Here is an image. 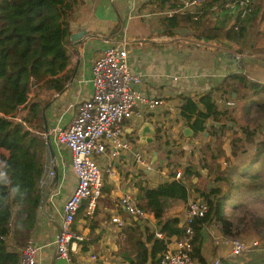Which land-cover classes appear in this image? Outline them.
I'll use <instances>...</instances> for the list:
<instances>
[{
	"label": "crops",
	"instance_id": "0c3cea01",
	"mask_svg": "<svg viewBox=\"0 0 264 264\" xmlns=\"http://www.w3.org/2000/svg\"><path fill=\"white\" fill-rule=\"evenodd\" d=\"M184 3L187 2L182 1V5L177 6V9L163 10L154 8L149 0H85L76 5L68 24L69 34L64 41L70 55L65 70L71 73L65 89L60 94L51 91L41 92L32 100L30 93L27 98V101H38L39 104V120L31 123L29 130L44 140L43 167L38 184L40 200L35 223L28 237V240L38 248L36 264H75L80 258H85L89 264H127L124 259L127 245H134L138 240L143 241V231L159 232V220L154 218L148 208L143 205L140 207L136 201L137 186L153 188L159 183L173 180L172 173L175 168L160 166V160L166 162L172 160L178 164L177 168L181 171L186 166H193L199 177L200 173L206 177L210 159L201 160L199 144H204L206 149L213 151L217 148L215 139L224 133L229 142L226 131L229 130L230 123L227 124L226 131L222 133L218 131L213 136L207 135L206 132L207 127L213 123L210 120L206 123V130L184 137L181 131L186 124L177 113L181 97L197 99L208 93L216 109H231L235 105L229 108L223 101L230 100L234 103L232 100L234 93H230V98H223L225 95L222 91L226 89L227 84V81L226 84L222 82L225 76L240 72L247 81L264 84V62L259 61L257 64L252 60V56L260 49H264V35L251 33L254 18L249 15L251 17L239 20L229 13L228 9L222 10L218 5H213L206 7V12L200 15L201 22L221 32L231 31L230 38L222 36L210 40L199 38L198 30L193 29L188 23L180 24L168 35L161 23V19L166 17L163 15L164 12L170 10L194 16L191 13L193 8L185 6ZM223 14L228 17L221 18ZM258 17L261 20L260 24L264 26V18L259 14ZM235 23L239 27V32L232 29ZM184 25L190 27L191 32L188 34L178 32ZM81 30L84 35L79 43L73 45L68 39L69 35ZM112 38L125 44L129 69L139 78L134 90L144 96L162 100V105L155 110L143 112L140 118H134L124 124L125 135L132 142H136L144 154L142 165L134 162L132 151L125 152L115 159L107 157L98 159L100 166L108 170L102 173L101 195L91 217L85 216L84 207L79 208L80 211L75 215L72 230L81 234L84 241L80 250L71 254L75 262L67 263L57 257L53 239L61 219L62 205L74 189L75 176L70 166V154L64 146L56 144L54 130L66 127L75 114L77 104L90 97L91 62L102 53L107 44L106 40ZM242 45H245L244 49ZM232 48H242L244 51L235 53ZM220 83L223 84L222 87L214 89ZM143 123L151 124L153 129L152 141L149 144L139 143L137 131ZM213 125L219 124L214 122ZM194 136H201L199 144ZM225 155L228 156V150ZM189 157L191 162L187 161ZM224 160L221 165L216 166V171L218 167L219 170H224V166L222 167L226 164ZM49 171H53L51 178L48 176ZM199 177L190 176L185 180L182 176L178 179L187 187L186 200L191 196H198L195 189ZM193 178H196L195 182H192ZM125 193H129L136 206L145 212L143 219L130 218L118 205L119 198ZM176 202L180 201L168 202L160 220L176 217L179 220L177 226L181 227L184 209L176 210V213L180 210V215L171 213L172 208H177ZM180 203L185 205L186 201ZM113 215L124 222L123 227L117 229L111 224L110 217ZM3 216H6L10 226L12 223L10 210L4 211ZM207 229L209 230L210 226ZM215 230L218 233V230ZM205 241L202 234L201 248ZM5 242L12 244L9 237L5 238ZM214 257L224 258L226 254Z\"/></svg>",
	"mask_w": 264,
	"mask_h": 264
},
{
	"label": "trees",
	"instance_id": "16d2710c",
	"mask_svg": "<svg viewBox=\"0 0 264 264\" xmlns=\"http://www.w3.org/2000/svg\"><path fill=\"white\" fill-rule=\"evenodd\" d=\"M232 1L207 0L201 9L218 5L225 10ZM250 1L252 18L258 14L264 18V0ZM80 3V0H0V264H18L20 249L33 229L40 200L38 184L43 167L44 140L29 130L31 123L39 120V104L36 100L27 101V98L32 92L34 99L42 91L60 94L65 89L71 73L65 70L70 55L64 41L69 34L68 24L74 9ZM149 3L158 10L177 9L182 5L181 0H149ZM193 17L190 13L175 12L161 19L163 30L169 35L180 24L188 23L198 30L199 38H230L231 31L221 32L201 22L200 15L196 19ZM222 82L226 84L223 98L227 99L234 93V108L216 109L208 93L197 99L183 96L178 106V113L192 135L206 130L208 120L219 124L215 126L212 123L207 127V135L213 136L218 131H226L230 123L226 131L229 139L226 167L218 174L215 171L213 181L223 183L227 189L233 183L230 174L235 172V177L240 176L235 178L237 192H229L230 196L220 187L199 190L194 186L207 204L204 217L192 225L190 257L196 264H213L215 260L213 256L208 263L201 252L204 225L214 222L222 235L231 236V218L225 214L224 207L230 198L241 196L239 185L244 180L254 182L249 195L264 197V186L255 184V176L243 172L252 164L264 169V142L255 143L246 164L243 160L246 149L242 147V144L251 142L257 132H264V122L255 123L257 116H264V84L247 81L240 72L229 73ZM17 111L22 113L20 122L15 120ZM250 123L254 124L252 128ZM182 176L188 180L190 176L198 178L199 173L193 166H186L182 169ZM243 189L249 191L248 188ZM187 196V187L181 180L165 181L153 188L138 185L135 194L138 205L148 208L159 220V232L165 237L182 235V227L177 226L178 218L160 219L169 201L185 202ZM81 207L85 204L82 203ZM6 210H10L12 215L10 226L3 216ZM73 226L74 222L71 228ZM142 234L143 241L127 245L124 256L127 264H155L157 254L163 249L162 240L154 238L153 233L143 231ZM7 237L11 238L12 244L5 242ZM216 260L217 264H264V240L259 247L240 257Z\"/></svg>",
	"mask_w": 264,
	"mask_h": 264
},
{
	"label": "built area",
	"instance_id": "2783aa9c",
	"mask_svg": "<svg viewBox=\"0 0 264 264\" xmlns=\"http://www.w3.org/2000/svg\"><path fill=\"white\" fill-rule=\"evenodd\" d=\"M206 1L188 0L184 5L193 8L191 13L194 14L193 19H196L197 15L206 12V7L201 9ZM228 11L239 20H244L252 13L251 1L233 0ZM173 13L174 11L167 10L163 15L171 16ZM232 29L239 32L236 23ZM106 43L102 53L91 62L89 68L92 86L90 97L77 104L75 114L66 127L54 130L56 144L64 146L70 154V166L75 176L74 189L62 205L61 219L53 239L57 257L67 263L71 262L70 255L80 250L84 241L83 236L71 228L78 208L84 203V214L91 217L96 201L101 195L102 173L108 170L100 166L98 159H115L125 152L132 151L134 162L142 165L144 154L136 142H132L125 135L124 124L134 118H140L143 112L155 110L162 105V100L144 96L134 90L139 78L129 69L125 44L117 42L114 38L106 40ZM223 101L228 107L232 105L230 100ZM15 118L20 120L19 117ZM159 165L172 168L166 160H160ZM48 176L53 177V171H49ZM172 176L173 180L180 179L181 169L175 168ZM118 205L134 220H141L145 216V212L136 206L129 193L119 198ZM206 212V201L199 195L191 196L185 203L182 235L165 237L160 232H153L154 238L162 240L164 244L155 258V264H192V225L203 218ZM110 222L117 229L124 224L116 215L110 217ZM255 245L256 241L246 246L239 239L230 240L226 245V257H240ZM37 252L38 248L27 240L20 249L18 264H36ZM213 264H217L216 259Z\"/></svg>",
	"mask_w": 264,
	"mask_h": 264
},
{
	"label": "rangeland",
	"instance_id": "374dc122",
	"mask_svg": "<svg viewBox=\"0 0 264 264\" xmlns=\"http://www.w3.org/2000/svg\"><path fill=\"white\" fill-rule=\"evenodd\" d=\"M224 17L227 18L228 16H226V14H223L221 18H224ZM260 23H261V20L259 19L257 15L253 21L252 32H251L252 34L253 32H255L256 35L257 34L262 35V36L264 35V26L261 25ZM178 32H181L182 34H188L189 32H191V29L190 27L184 25L178 29ZM242 47L244 49L245 45H242ZM243 49L242 48H239V49L232 48V51L235 53H238V52L240 53L244 51ZM263 55H264V49H260L259 52L255 54V56H252V60L257 64L259 61L264 62ZM260 65H263V64H260ZM43 92L44 91H42V93ZM31 94H32V97H31L32 99L34 92H32ZM233 104H235V102L234 103L232 102V105ZM17 113H18L16 115L17 117L21 116L22 114L20 112H17ZM263 122H264V116L263 115L257 116L255 123L262 124ZM250 125H251L250 126L251 128L252 126H254L253 123H250ZM263 134L264 132L263 133L257 132V134L255 135L254 139L251 142H247L248 144H242V147H245L246 149V152L243 155L244 164L248 162L252 149L253 147H255V143L256 145H259L260 142H264ZM193 138L199 144V140L201 139V136H198V137L194 136ZM214 143H216L215 146L217 148H215L213 151H211L210 149H206L204 144H201V145L199 144L200 147L198 148L199 150L198 152L201 153L202 155L201 160L205 161L207 159H210L209 160L210 165L208 167V170H209L208 176L205 177L200 173L199 181L197 184V189L203 190V189H209L213 187H220L223 192L225 189L223 183L215 182L212 179H213V173H215L217 169L216 166L221 165L223 163V160L228 157V156L226 157L225 155L229 147V144L227 142V135L225 133L220 134V136L215 139ZM193 144L195 143L193 142ZM176 149H177V146H176ZM188 160L191 162L190 157L187 159V161ZM224 161L226 163V160ZM170 164L173 166V168L178 167V164L174 163L172 160H170ZM223 166L225 169L226 165L223 164L222 167ZM218 171L216 172L217 174L220 173L222 170H219V167H218ZM243 172H246V174L255 176V179H256L255 184L259 183L262 186H264V169L263 168L255 164H252L248 166V168H244ZM235 175H236L235 172L233 174H230L231 178L233 179V183L229 188L227 187V189H225L226 192L229 194V196H230V193L237 192L235 178H240V176L235 177ZM102 178H103V175H102ZM253 183H254L253 180L252 181L244 180L243 183L239 185V189H240L239 193L241 194V196H239L238 199L230 198L225 203L226 205L224 207V212L226 215H228L231 218V223H232L231 232L229 234L231 236L226 237L222 235L221 231L217 228V226L213 222L206 224L205 227L203 228L204 232H202V234L205 237L206 241L204 243L203 248H201V252L203 254V257L208 263L211 262L213 256H217V255L223 256L226 254L227 252L226 245L230 240L239 239L246 246H248V244H250L251 242L256 241L257 245L251 247L250 250H252L253 248H257L262 244L264 240V197L262 196L260 197V195H249L250 193H252L251 188L254 187ZM243 188H246V189L248 188L249 191H245ZM176 204H177V208L176 207L172 208L171 213H175V215H180V210L177 213H176V210L184 209L185 205L180 202L179 203L176 202ZM208 226H210L209 230L207 229ZM215 229L218 230V233H216ZM70 256L72 259L71 260L72 263L75 262L72 258V255ZM75 264H89V263L86 261L85 258H80L79 260L76 261ZM192 264H196V262L192 261Z\"/></svg>",
	"mask_w": 264,
	"mask_h": 264
},
{
	"label": "water",
	"instance_id": "95a60500",
	"mask_svg": "<svg viewBox=\"0 0 264 264\" xmlns=\"http://www.w3.org/2000/svg\"><path fill=\"white\" fill-rule=\"evenodd\" d=\"M184 2H188V0H182ZM84 35V32L81 30L76 33H72L69 35L68 39L69 41L75 45L76 43L80 42L81 37ZM182 135L184 137L190 136L191 135V130L188 127H184L182 129ZM152 134H153V129L151 124L149 123H143L139 130L137 131V136L139 138V143L140 144H149L152 141ZM196 178H193L192 182H195ZM41 198H44V194H41Z\"/></svg>",
	"mask_w": 264,
	"mask_h": 264
},
{
	"label": "clouds",
	"instance_id": "9594fccd",
	"mask_svg": "<svg viewBox=\"0 0 264 264\" xmlns=\"http://www.w3.org/2000/svg\"><path fill=\"white\" fill-rule=\"evenodd\" d=\"M17 117V116H16ZM15 120L17 121V122H20V120H17L16 118H15Z\"/></svg>",
	"mask_w": 264,
	"mask_h": 264
}]
</instances>
